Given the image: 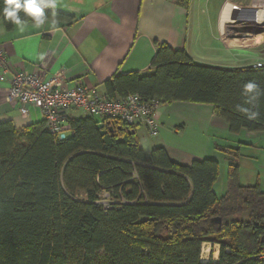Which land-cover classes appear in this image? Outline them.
I'll return each mask as SVG.
<instances>
[{"label":"trees","instance_id":"obj_1","mask_svg":"<svg viewBox=\"0 0 264 264\" xmlns=\"http://www.w3.org/2000/svg\"><path fill=\"white\" fill-rule=\"evenodd\" d=\"M151 67V75L107 80L106 96L211 105L230 133H264V95L254 109L259 119L236 110L245 83L264 89V67L196 65L165 44ZM97 124L70 119L72 136L55 142L42 121L21 129L0 121V264H264V190L239 182L238 148L220 149L230 158L218 197L216 160L182 166L162 147L146 156L135 126L108 121L112 131L101 135ZM103 194L108 210L97 205ZM206 242L218 245L216 262L200 260Z\"/></svg>","mask_w":264,"mask_h":264},{"label":"crops","instance_id":"obj_2","mask_svg":"<svg viewBox=\"0 0 264 264\" xmlns=\"http://www.w3.org/2000/svg\"><path fill=\"white\" fill-rule=\"evenodd\" d=\"M224 1L210 6V0H55V9L45 10L63 14L69 21L58 20L55 28L50 23L36 27L28 22L23 31L15 25L7 31L0 20V47L12 70L33 72L45 65L49 78L64 69L69 85L80 81L101 95H106L104 83L114 76L151 75V63L161 44L183 50L196 65L225 69L250 66L234 64L233 60H239L235 56L239 50L227 51L216 39ZM258 54L264 56V52ZM5 96L6 84L0 83V121H9L21 129L41 120L39 112L32 109L28 119H21L17 110L6 103ZM70 117L85 116L71 112ZM156 121V136H151L143 124L135 126L146 156L162 147L171 162L182 166L216 160L219 174L213 188L217 195L218 185L220 192L223 190L220 183L226 177L230 158L220 149L238 148L239 182L244 186L259 182L262 186L264 154L261 159L256 154L251 157L243 149L264 133L241 130L232 134L211 105L187 102L161 104Z\"/></svg>","mask_w":264,"mask_h":264},{"label":"built area","instance_id":"obj_3","mask_svg":"<svg viewBox=\"0 0 264 264\" xmlns=\"http://www.w3.org/2000/svg\"><path fill=\"white\" fill-rule=\"evenodd\" d=\"M216 39L227 51H251L264 45V0H225L219 10ZM250 66L262 68L264 63L256 62ZM46 72L45 65L33 72L12 70L0 47V83L6 84V103L24 120L29 118L31 109L38 111L40 121L55 142L72 136L71 112L98 118L105 125L108 121L128 126L143 124L151 136L157 135L156 113L161 101L144 100L138 94L109 98L80 81L69 85L64 69L49 78ZM97 205L108 210V195L103 194ZM260 259L264 262V248Z\"/></svg>","mask_w":264,"mask_h":264},{"label":"clouds","instance_id":"obj_4","mask_svg":"<svg viewBox=\"0 0 264 264\" xmlns=\"http://www.w3.org/2000/svg\"><path fill=\"white\" fill-rule=\"evenodd\" d=\"M55 0H3V8L0 14L4 19L23 31L31 19L36 27L50 23L55 28L58 24L56 13L52 12L51 18L46 15L45 9H55ZM21 12L23 15H21ZM40 59H43L41 54ZM242 95L245 97L244 105H237L236 110L248 120H257L260 118V112L256 109L259 98L264 95V89L254 81H248L243 85Z\"/></svg>","mask_w":264,"mask_h":264},{"label":"rangeland","instance_id":"obj_5","mask_svg":"<svg viewBox=\"0 0 264 264\" xmlns=\"http://www.w3.org/2000/svg\"><path fill=\"white\" fill-rule=\"evenodd\" d=\"M218 1H220V0H210L209 5L210 6H214L215 4L218 3ZM255 49L251 50V54L249 53L250 50H247V51L239 50V51H237L235 53V56L237 54L239 56V60L235 59V60H233V63L237 64L239 66L240 65H252V64H256V62L264 63V56H261V57L258 56L260 54V53L258 54V52H264V45H262L258 50H255ZM232 55H233V53H232ZM79 115H82V114H80V112H79ZM250 143H251V146H249V147L246 146V149H243V150L247 151V155H251V157H254V155L256 154L257 156H255V157H259L261 159V154H264V136L259 137V138H255V139H251ZM243 173H244V176H245L246 171L244 170ZM251 174L254 175V173H252V171H251ZM242 183H248V182L243 180ZM253 183L254 182H252V177H251V184H253ZM220 185H222V188H223L222 192H220V187L221 186L219 187V185L215 189L217 195H219V196L222 195L225 192V190H226V179L225 178L222 180ZM261 189L264 190V177L263 176H262ZM84 198H85V196H84L83 193H78L76 195L75 199L84 200ZM201 248H203L205 250L204 254H202L200 256V260L202 262L208 263V262H211V261H214V262L217 261L218 251H219L218 245L213 246L212 243L206 242V243H204L202 245ZM216 254H217V256L215 257Z\"/></svg>","mask_w":264,"mask_h":264},{"label":"water","instance_id":"obj_6","mask_svg":"<svg viewBox=\"0 0 264 264\" xmlns=\"http://www.w3.org/2000/svg\"><path fill=\"white\" fill-rule=\"evenodd\" d=\"M96 128L100 132L101 135H105L108 132L112 131L111 127H108L107 125H105L103 123H98ZM215 222L219 225L220 224V219H217Z\"/></svg>","mask_w":264,"mask_h":264},{"label":"bare ground","instance_id":"obj_7","mask_svg":"<svg viewBox=\"0 0 264 264\" xmlns=\"http://www.w3.org/2000/svg\"><path fill=\"white\" fill-rule=\"evenodd\" d=\"M205 250L203 248H201V255L204 254ZM217 256V254L215 255V257Z\"/></svg>","mask_w":264,"mask_h":264}]
</instances>
